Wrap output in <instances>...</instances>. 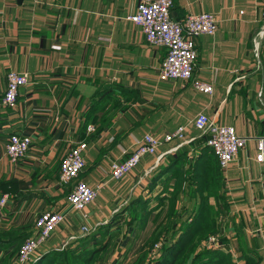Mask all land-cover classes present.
<instances>
[{"label": "crops", "instance_id": "obj_1", "mask_svg": "<svg viewBox=\"0 0 264 264\" xmlns=\"http://www.w3.org/2000/svg\"><path fill=\"white\" fill-rule=\"evenodd\" d=\"M139 2L24 0L19 5L0 0V179L7 182L0 199L9 198L7 222L33 236L41 210L67 215L35 261L63 248L69 237H83L82 216L69 206L58 180L60 163L75 143H88L80 181L96 187L113 181V162L125 160L146 134L164 137L186 127L192 141L182 148L198 155L207 145L193 124L201 113L243 137L264 136V0H174L171 17L177 22L204 12L218 20L215 36L196 39V68L183 82L159 80L166 49L151 47L140 27L128 20ZM13 70L29 74L30 83L10 110L2 99ZM200 81L212 85L213 93L199 92L195 83ZM103 92L115 108L95 107ZM88 126L96 131L89 133ZM15 133L30 136L33 143L27 157L14 165L5 144ZM176 145L164 144L157 155L145 157L131 179L108 183L88 205L90 227L101 228L132 198L147 195L153 175L177 154ZM255 154L253 141L222 172L229 211L217 219L216 236L227 242L217 249L230 253L235 264H264V168ZM23 213L29 214L26 221ZM126 216L115 224L125 223Z\"/></svg>", "mask_w": 264, "mask_h": 264}, {"label": "built area", "instance_id": "obj_2", "mask_svg": "<svg viewBox=\"0 0 264 264\" xmlns=\"http://www.w3.org/2000/svg\"><path fill=\"white\" fill-rule=\"evenodd\" d=\"M137 11L128 17L136 26L140 27L146 36L148 44L153 48L166 49L167 54L160 66L158 78L161 82L167 80L189 81L192 79L196 61L198 58L196 39L201 35L215 36L218 30L217 17L210 13L189 14L183 22H177L171 17L174 0H139ZM30 75L27 73L10 71L7 75L6 91L2 99L4 107L10 110L17 108L18 98L22 87L29 85ZM199 92L213 93V86L202 81L196 82ZM195 128L203 135L208 136L207 146L215 153L221 168L228 167L236 160L248 143L255 142V160L264 168V136L247 138L239 135L232 126L217 124L205 113L197 115L193 122ZM186 127H180L164 137L146 134L136 144V147L125 160H117L111 165V180L118 181L126 178L134 172L145 157L157 155L160 147L164 144L175 142L178 149L191 139L186 135ZM96 129L88 126V132L93 133ZM33 140L28 135L12 134L6 139V154L12 164L23 161L32 148ZM88 143L83 140L75 143L65 154L60 165L59 184L63 189L71 185L68 196L69 206L80 213L85 223L81 228L82 236L89 235L92 230L89 223L88 205L95 202L103 188L109 181L101 182L93 187L85 181H77L87 161L86 152ZM9 198L4 196L0 199V225L7 222L5 208ZM67 220L64 212H43L34 220V235L23 241L18 251L17 264H34L35 254L51 238L52 234ZM71 236L66 245L76 240ZM65 245V246H66ZM64 246V247H65ZM160 244L156 246L158 248ZM202 248H220L219 240L209 236L202 244Z\"/></svg>", "mask_w": 264, "mask_h": 264}, {"label": "trees", "instance_id": "obj_3", "mask_svg": "<svg viewBox=\"0 0 264 264\" xmlns=\"http://www.w3.org/2000/svg\"><path fill=\"white\" fill-rule=\"evenodd\" d=\"M107 96L108 92H103L102 99L93 102L95 107L112 105L115 108L114 100H106ZM205 137L207 144L208 136ZM197 152L198 155L190 156L189 148H179L170 162L159 167L153 175L147 195L132 198L125 209L98 231L70 242L63 251L52 250L44 254L34 264H94L97 256L106 249V238L110 237L112 225L125 214L127 227L154 225L151 232L141 236L144 240L136 255L146 258L148 250L153 254L152 247L162 243L158 251L154 250L153 258L147 256V264H235L231 254L224 250L202 248L210 234L218 233L217 219L228 213L229 205L225 197L223 168L215 153L207 145ZM169 182L176 187L170 194ZM6 185L7 182L0 179L1 193H6ZM65 190L69 196L71 185ZM158 190L161 192L155 197L157 205H154L153 193ZM27 236L24 228L9 226L8 222L0 225V264H14L12 259L18 254L20 245L32 237L31 234ZM223 242L227 239L219 241L220 244Z\"/></svg>", "mask_w": 264, "mask_h": 264}, {"label": "rangeland", "instance_id": "obj_4", "mask_svg": "<svg viewBox=\"0 0 264 264\" xmlns=\"http://www.w3.org/2000/svg\"><path fill=\"white\" fill-rule=\"evenodd\" d=\"M6 145V144H5ZM5 147V146H4ZM5 149V148H4ZM62 163V161H61ZM60 163V165H61ZM129 176H127L124 179L129 178ZM118 180L119 181V185L121 182H123V180ZM131 179V178H129ZM81 179L79 178L77 181H80ZM118 181H110L109 184L111 183V185L118 183ZM171 189H169V194L171 192H173L175 190V186L171 185L170 186ZM114 190H117L118 188L114 187ZM168 194V196H169ZM121 198L117 201H115V203L119 205ZM156 198H153V202L152 204L157 205L156 204ZM114 203V204H115ZM178 206L181 207V204L178 203ZM118 207V206H117ZM42 212H47L45 210H41ZM22 218L24 219V221H26L29 217L28 213H23L22 214ZM152 223L146 225L144 228H140L138 225H136V227L132 226V227H127L126 224L122 223L121 221H119L117 224L112 225V229L110 230V237L106 238L107 246L106 249L103 250L96 258L95 263L94 264H147L148 260H147V256L152 257L153 258V254H154V250L157 249L156 246L160 243H156L151 249L153 251L150 253L148 250L147 254L149 253V255L146 256V258H143L140 256V254L136 255L135 252L137 251V248H140V246L142 245V240L141 236L143 237L145 234H148V232L153 229ZM100 229V227H93L92 230L89 232V234H92L96 231H98ZM87 235V234H86ZM217 234L213 235L210 234L209 236L211 237H216L218 240H220V237L216 236ZM208 236V237H209ZM86 237V236H83ZM82 237V238H83ZM71 242V241H70ZM73 242V240H72ZM21 246V245H20ZM69 246L66 245L65 247ZM65 247L59 249L58 251H63L65 249ZM162 247V243L160 244V247L158 249H160ZM20 248V247H19ZM19 251V250H18ZM158 251V250H157ZM18 254L14 256L13 263L17 264L18 262ZM137 259V262H135V260ZM143 259V260H142ZM150 260V258H149ZM5 262V261H4Z\"/></svg>", "mask_w": 264, "mask_h": 264}, {"label": "water", "instance_id": "obj_5", "mask_svg": "<svg viewBox=\"0 0 264 264\" xmlns=\"http://www.w3.org/2000/svg\"><path fill=\"white\" fill-rule=\"evenodd\" d=\"M23 1L24 0H16L17 4H19V5H23Z\"/></svg>", "mask_w": 264, "mask_h": 264}]
</instances>
